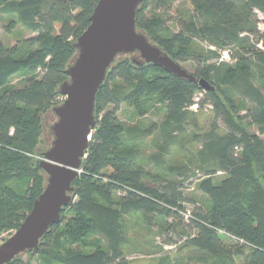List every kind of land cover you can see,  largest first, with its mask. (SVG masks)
Listing matches in <instances>:
<instances>
[{"label": "trees", "instance_id": "trees-1", "mask_svg": "<svg viewBox=\"0 0 264 264\" xmlns=\"http://www.w3.org/2000/svg\"><path fill=\"white\" fill-rule=\"evenodd\" d=\"M98 2L0 0L5 31L21 23L32 34L12 47L0 43V235L18 230L45 189L39 166L49 149L45 123L65 100L60 89L77 56L75 43ZM257 11L264 16V0H147L139 6L137 29L180 66L193 63L196 80L129 55L115 60L96 96V126L73 200L30 257L131 264L127 219L140 214L145 227L170 235L166 244L181 243L201 264H264V19ZM224 51L230 61H221ZM17 74H23L21 86L11 84ZM154 97L165 105V123L146 132L127 129L119 118L123 105L143 115ZM207 105L213 120L205 127L200 113ZM188 131L200 149L187 164L167 165ZM149 135L160 142L147 159L138 140ZM190 187L205 199L188 196ZM187 204L194 205L190 215ZM92 236V251L72 248ZM9 264L30 263L20 255Z\"/></svg>", "mask_w": 264, "mask_h": 264}, {"label": "water", "instance_id": "water-1", "mask_svg": "<svg viewBox=\"0 0 264 264\" xmlns=\"http://www.w3.org/2000/svg\"><path fill=\"white\" fill-rule=\"evenodd\" d=\"M147 0H99L90 25L75 43L77 56L67 69L69 80L60 89L64 102L53 112L54 140L40 160L46 176L42 194L35 200L18 230L0 246V264H9L23 253H37L41 239L58 224L73 200V183L96 126L95 101L107 71L119 55L138 53L143 62L164 68L179 78L195 81L136 27L139 6ZM207 90L206 81L200 82Z\"/></svg>", "mask_w": 264, "mask_h": 264}, {"label": "rangeland", "instance_id": "rangeland-1", "mask_svg": "<svg viewBox=\"0 0 264 264\" xmlns=\"http://www.w3.org/2000/svg\"><path fill=\"white\" fill-rule=\"evenodd\" d=\"M174 12V11H173ZM169 26L175 30V26L173 22L169 23ZM261 30H264V26L261 25ZM32 34L25 29V27L21 23H17L15 29L8 33L5 29L0 25V43L6 46H14L20 40L26 39L30 37ZM228 51H224L226 53ZM229 53V52H228ZM132 59L137 61H142L140 55L138 53L128 54ZM126 56L120 55V57ZM116 58V59H117ZM230 61V57L228 59ZM181 66L186 69L189 73H194V65L193 63L182 64ZM23 74H17L11 79V84L15 86L22 85ZM200 95L197 97L196 101H198ZM144 112L143 115L129 106L123 105L119 112V118L125 124L127 129L135 128L138 132H146L149 129L150 125L153 123L157 125V127H161L166 121V111L165 105L161 102V100L157 97H154L150 101L144 104ZM195 108V109H193ZM193 110H198L197 105L193 107ZM57 116L54 112L49 114V117L45 123V130L43 139L47 145H52L54 140V133L52 131V126L57 122ZM213 120V114L211 111V106H205L202 113H200V122L201 125L208 127L210 122ZM158 130V129H157ZM251 131L256 132L257 129L255 127L251 128ZM137 133V132H136ZM150 136V135H149ZM148 138L141 137L144 141H140L144 143V145L140 148L142 152L146 155L145 157L148 159L153 153L157 151L156 143L160 142L158 138L151 135ZM128 139H131L129 135L126 134ZM180 146L172 148L170 150V154L166 158L167 165H176V164H187L190 158L196 153L197 150L200 149V144L194 142L191 133L188 131L187 134L179 135ZM131 141V140H130ZM162 144V141H161ZM42 160V159H41ZM188 196H192L196 200H204V196L202 193L194 190V187H190L185 192ZM194 209L193 204H187V215H190L192 210ZM140 214H133L128 217V230L127 235L129 238V243L125 248L127 260L131 264H201L198 262V259L192 251L183 249L180 250L181 243H177V237L173 236V241L177 244L169 245L166 244L167 240H169V236L167 234H159L158 229L149 230L143 222L141 221ZM12 234V233H11ZM8 233H3L0 235V246L9 239L12 235ZM172 236V235H171ZM96 240V236L90 237L88 242L78 243L76 246L72 247L76 250L90 252L93 250V245ZM70 247V244H68ZM23 260L28 261L30 264H57V263H45L38 256L30 257L28 253L21 254Z\"/></svg>", "mask_w": 264, "mask_h": 264}, {"label": "built area", "instance_id": "built-area-1", "mask_svg": "<svg viewBox=\"0 0 264 264\" xmlns=\"http://www.w3.org/2000/svg\"><path fill=\"white\" fill-rule=\"evenodd\" d=\"M256 13H257V15H258V18H259L260 21L262 22L263 19H264L263 14L260 13L259 11H257ZM261 25H263V23L260 24V27H261ZM263 26H264V25H263ZM228 59H229V53H228V52L223 53V55H222V57H221V61H223V60H224V61H229ZM193 107H195V106H193ZM193 109H195V108H193ZM79 173H81V170L79 171Z\"/></svg>", "mask_w": 264, "mask_h": 264}]
</instances>
